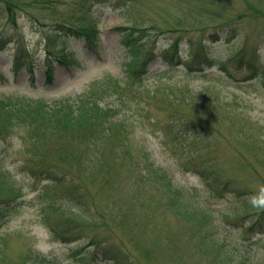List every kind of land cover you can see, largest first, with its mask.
Instances as JSON below:
<instances>
[{
	"label": "rangeland",
	"instance_id": "1",
	"mask_svg": "<svg viewBox=\"0 0 264 264\" xmlns=\"http://www.w3.org/2000/svg\"><path fill=\"white\" fill-rule=\"evenodd\" d=\"M13 2L15 24L6 10ZM58 23L95 26L97 49L78 38L63 49ZM130 27L146 46L143 58L155 59L119 105L123 151L105 153L104 173L83 161L86 138L37 151L43 169L79 184L90 221L73 218L76 209L50 178L29 173L35 156L25 127L0 139V166L19 190L0 228V264H26L34 252L57 264H114L95 257L101 245L132 264H214L194 248L195 226L166 208V187L151 166L202 192L219 212L254 220L264 211V0H0V95L51 103L102 80L123 82L131 55L121 30ZM17 55L32 72L14 68ZM207 57L225 71L203 67ZM249 64L255 71L244 69ZM201 169L254 198L210 190ZM251 242L247 255L264 262V230Z\"/></svg>",
	"mask_w": 264,
	"mask_h": 264
},
{
	"label": "trees",
	"instance_id": "2",
	"mask_svg": "<svg viewBox=\"0 0 264 264\" xmlns=\"http://www.w3.org/2000/svg\"><path fill=\"white\" fill-rule=\"evenodd\" d=\"M33 1L38 2V0ZM15 7H17L15 2L6 7L12 24H15ZM57 28L62 35L63 49L66 48L71 38L82 39L87 42L90 48L97 49V28L95 26H67L64 23H58ZM121 31L125 34L123 46L131 55L130 61L126 64V75L123 82L102 80L98 84L91 85L75 98H63L51 103L13 99L11 96L0 95V139L8 136L15 128H26L27 139L31 143V150H33L31 154L33 157L35 156L34 165L28 168L29 173L34 176L40 175L42 178H50L52 184L60 187L63 194L65 192L69 207L75 208L77 211L73 218L90 221L88 220L90 219L88 208L83 201L84 196L82 198L79 192L81 190L79 184L71 185V182L65 177L58 178L52 174L55 171L50 169L46 163L45 169H43L44 163L39 160L40 156L37 151L42 150L43 152V150L49 149L50 146L45 144H52L53 141L71 142L72 138H86L85 151L89 153V158L83 159V161L85 163L87 161L88 168L96 167L102 173L109 168L105 164V158H107L105 153L113 149L123 151L126 140L117 132L121 126L119 105L128 102L127 95L134 93L135 87L142 85L144 76L150 73L149 68L155 57L150 52L143 58L145 52L142 49H145L146 46H138L139 38L133 36L137 31L135 27L123 28ZM125 31L129 32L125 33ZM179 47L180 45L177 43L172 44L173 49H179ZM65 58L66 56L63 55V59ZM199 63L205 68L217 66L220 73L225 71L222 64H217L209 57L201 59ZM13 66L15 69L25 68L22 57L17 55L14 58ZM203 67L200 69L189 67V71L201 72ZM50 68L47 67L49 81L52 80ZM25 69L29 72L33 71V68ZM244 69L255 71L250 64ZM246 79H251V76H247ZM109 99L110 102L106 103L105 101ZM64 144L55 145L58 155H65L62 149ZM150 169L166 187L164 191L167 197L165 205L168 211L175 217L195 226L197 234L194 238V248L201 258L210 260L214 264H264V262H258L256 258V261H253L247 255L250 252L254 255L251 238L260 235L264 230V211L260 212L254 220L237 219L234 215L212 209L203 193L196 188H184L174 184L166 169L153 166ZM198 176L214 192L229 193L239 199L245 196L254 198L253 192H241L230 186L228 181L207 174L204 169L200 170ZM18 193L19 190L14 181L0 166V228L8 222L9 214L17 206ZM214 211H217L216 215L213 214ZM225 229L228 230L226 235L223 233ZM120 253V249L114 245L112 247L101 245L97 248L95 257L100 256L101 261L108 263L132 264L127 256ZM27 261L26 264H57L55 260L36 252L31 253Z\"/></svg>",
	"mask_w": 264,
	"mask_h": 264
}]
</instances>
